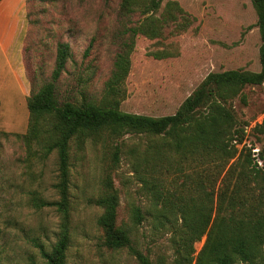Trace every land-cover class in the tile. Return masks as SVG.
Here are the masks:
<instances>
[{
  "label": "rangeland",
  "instance_id": "1",
  "mask_svg": "<svg viewBox=\"0 0 264 264\" xmlns=\"http://www.w3.org/2000/svg\"><path fill=\"white\" fill-rule=\"evenodd\" d=\"M169 2L179 5L184 20L178 18L166 26L158 38H135L130 70L121 86L125 91L119 107L122 112L152 117L173 115L209 74L260 70L261 41L251 0H162L158 11H149L140 20L150 15L159 18ZM122 3L123 0H33L31 12L35 22L27 23L22 50L29 47L36 69L34 91L51 80L57 43L64 42L70 47L71 58L56 83L60 101L99 102L113 57L124 39L120 36L122 27L130 22L128 17L119 15ZM9 29L7 23L0 21V31ZM153 53L166 57L155 59ZM21 66L26 77L23 53ZM6 72V60L0 52V76L6 79L5 88L0 89V100L9 105V116L0 118V132L8 133H0V264H44L37 246L47 252L51 250L61 216L54 208L37 210L28 201L32 195L46 201L58 199L52 187L57 182V155L53 152L42 159L40 150L34 147V153L28 156L22 139L15 136L18 132L14 130L18 128L13 118L20 121L19 133H24L28 111L24 99L17 104L20 99L17 87ZM26 83L25 101L30 95L27 77ZM225 106L236 128L243 129L242 142H232L237 151L244 147V152L254 158L256 154L264 156V134L255 129L264 118V81L244 87ZM147 144L146 137L130 134L115 138L101 133L83 142L71 140L69 246L65 264H140L129 249L111 250L104 245L103 231L97 224L103 209L94 205V201L109 191H115L118 198L116 226L128 233L133 249L150 264H183L177 245L181 230L179 214L172 211L164 213L168 220L156 219L158 208L152 194L143 190L133 172L134 154H142ZM232 162L226 164L210 189L216 191ZM205 163L186 162L183 175L175 182L168 177L164 187L174 192L187 179L191 183L200 171L217 175V161ZM260 163L257 167L264 175V158ZM180 192L177 189L176 194ZM192 193V186L183 189V195ZM131 207L141 210L143 220L139 225L131 222ZM205 238L194 243L191 264H195Z\"/></svg>",
  "mask_w": 264,
  "mask_h": 264
},
{
  "label": "trees",
  "instance_id": "2",
  "mask_svg": "<svg viewBox=\"0 0 264 264\" xmlns=\"http://www.w3.org/2000/svg\"><path fill=\"white\" fill-rule=\"evenodd\" d=\"M32 1L26 0L28 25L35 22L32 19ZM161 1L123 0L119 15L128 17L130 22L122 27L120 36L124 39L117 47L110 75L97 103L60 101L56 83L71 58L67 43H57L51 80L35 91L36 69L29 47H23V62L30 84L26 102L28 124L24 134L15 136L22 139L28 156L34 153V147L40 150L42 159L53 152L57 155V182L52 187L58 199L46 201L32 195L28 201L37 210L54 208L61 216L57 240L51 250L47 252L37 246L44 264H65L66 261L70 142L73 139L83 142L101 133L115 138L130 134L148 139L144 152L134 154L133 172L143 190L152 194L158 208L156 219L166 221L168 217L164 213L172 211L179 214L181 230L177 245L181 263L191 264L195 252L193 245L203 236L206 237L205 242L195 264L264 263V175L257 167L264 156L256 154L254 158L251 153L244 152V147L237 151L232 142H242L243 129L236 128L233 116L225 106L227 100L238 96L244 87L257 86L264 81V0H251L261 41L258 72L228 70L209 74L173 115L152 117L122 112L119 107L125 91L121 86L130 70L135 38H158L166 26L178 18L184 20V12L174 2L165 5V12L159 18L150 15L140 20V16L147 15L149 11H158ZM135 17L136 21L133 20ZM152 56L155 59L166 57L157 53ZM255 129L264 134V118ZM0 133L4 135L7 132ZM238 135L240 137L236 139ZM114 159L118 160L117 152ZM231 160L233 162L218 182L216 191L210 189V184L220 177ZM203 161L208 165L217 161V175L200 171L191 183L187 179L174 192L164 187L168 177L175 182L183 175L186 162L196 164ZM201 177L206 178L201 180ZM187 186H192L191 195H183ZM177 189L181 191L179 194H176ZM94 205L103 209L97 224L103 231L104 245L111 250L127 248L140 264H150L145 256L133 249L128 233L116 226L118 198L115 191L105 193L94 201ZM130 213L132 224L139 225L143 220L141 210L131 207Z\"/></svg>",
  "mask_w": 264,
  "mask_h": 264
},
{
  "label": "crops",
  "instance_id": "3",
  "mask_svg": "<svg viewBox=\"0 0 264 264\" xmlns=\"http://www.w3.org/2000/svg\"><path fill=\"white\" fill-rule=\"evenodd\" d=\"M0 21L10 26L9 31H0V52L6 60V73L8 74V78L11 77L13 79L17 87L16 89L20 98L17 104L19 105L21 99H24V103L26 104L27 83L21 66L22 42L27 27L26 0H0ZM2 74H5V72L3 71ZM4 80L6 79L0 76V81L3 82V84L0 83V89L5 88ZM8 106L0 100V118L3 119L6 115L9 116ZM13 119L16 121V128H18L14 130V132L18 133L14 134H24L26 130L24 133H19V130H21L18 127L20 121L16 118ZM25 122L26 120L24 119L22 125Z\"/></svg>",
  "mask_w": 264,
  "mask_h": 264
},
{
  "label": "built area",
  "instance_id": "4",
  "mask_svg": "<svg viewBox=\"0 0 264 264\" xmlns=\"http://www.w3.org/2000/svg\"><path fill=\"white\" fill-rule=\"evenodd\" d=\"M256 153H257V151L256 150H254ZM259 164L261 165V163L259 162Z\"/></svg>",
  "mask_w": 264,
  "mask_h": 264
}]
</instances>
